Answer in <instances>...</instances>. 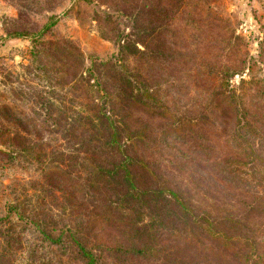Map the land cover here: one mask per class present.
<instances>
[{
    "label": "trees",
    "instance_id": "trees-1",
    "mask_svg": "<svg viewBox=\"0 0 264 264\" xmlns=\"http://www.w3.org/2000/svg\"><path fill=\"white\" fill-rule=\"evenodd\" d=\"M147 1L108 0L116 18H127L134 29L127 38L103 13L109 27L103 39L115 37L116 45L108 58L87 62L68 43L69 54L54 56L64 71L60 78L85 99V114L70 124V139L79 137L83 155H63L72 169L67 222L53 223L48 232L36 228L49 247L78 264H108L111 258L114 264L148 258L155 264H264V122L255 96L242 107L231 89L210 90L207 132L203 114H192L184 103L194 93L162 80L166 66L185 64L181 48L160 40V26L146 36L139 32L152 14L167 23L179 14L146 11ZM177 3L181 9L187 4ZM56 19L35 32L22 25L4 37L33 40L49 33ZM242 72L219 80L228 84ZM66 107L71 110L72 102ZM203 171L210 176L201 183L196 175L204 177ZM99 220L108 228L101 238Z\"/></svg>",
    "mask_w": 264,
    "mask_h": 264
},
{
    "label": "rangeland",
    "instance_id": "rangeland-1",
    "mask_svg": "<svg viewBox=\"0 0 264 264\" xmlns=\"http://www.w3.org/2000/svg\"><path fill=\"white\" fill-rule=\"evenodd\" d=\"M185 1L184 9L177 0L166 5L157 0L143 2L146 11L177 10L179 14L168 23L158 21L162 15L152 14L148 25L139 29L146 36L160 26V40L176 42L182 50L185 64L177 70L165 65L162 80L194 93L181 96L193 100L184 103L192 114H203L201 120L209 133L210 90L231 89L242 107L255 96L264 122V0ZM108 4V0H0V264H78L60 249L49 247L39 233L40 228L48 232L53 223L61 227L67 222L72 169L63 155H83L79 137L70 139V124L85 114V99L81 89L71 88L60 78L64 71L54 56L60 50L70 53L66 43L78 48L87 62L113 54L115 37L108 38L109 43L103 39L109 28L105 15H112L115 29L127 38L134 29L127 18L117 19ZM198 7L201 11L195 13ZM51 17L57 22L41 37H4L22 25L35 32L50 23ZM241 70L228 84L219 80ZM71 102L69 110L66 106ZM203 172L204 177L196 175L201 183L210 176V171ZM98 222L95 232L101 238L108 228L105 221ZM146 261L143 264H155L152 258ZM114 263L113 258L108 262Z\"/></svg>",
    "mask_w": 264,
    "mask_h": 264
}]
</instances>
